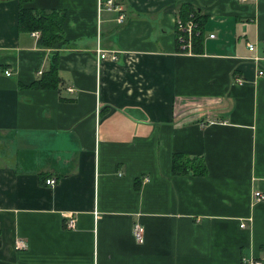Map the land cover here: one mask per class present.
I'll use <instances>...</instances> for the list:
<instances>
[{"label": "crops", "instance_id": "crops-1", "mask_svg": "<svg viewBox=\"0 0 264 264\" xmlns=\"http://www.w3.org/2000/svg\"><path fill=\"white\" fill-rule=\"evenodd\" d=\"M107 1L23 2L64 15L47 48L0 0V264L264 257V0ZM186 2L207 18L200 54L178 30ZM98 41L116 62L96 63ZM53 58L57 87L37 88ZM176 154L206 174L174 175Z\"/></svg>", "mask_w": 264, "mask_h": 264}, {"label": "trees", "instance_id": "trees-1", "mask_svg": "<svg viewBox=\"0 0 264 264\" xmlns=\"http://www.w3.org/2000/svg\"><path fill=\"white\" fill-rule=\"evenodd\" d=\"M20 4L18 13V29L24 32H39V41L43 47L50 48L61 41L64 15L59 12H33L32 10L22 7L23 2L27 0H18ZM180 18L182 21L192 20L197 29L194 30L191 38L192 51L195 54L203 52L204 33L207 27V18L194 8L193 4L186 2L181 5ZM58 67L56 59L51 61L49 71L44 73L41 78L34 83L40 89H55L59 83ZM172 173L174 175H187L191 173L195 176H204L206 169L200 160L190 159L186 156L176 154L172 157Z\"/></svg>", "mask_w": 264, "mask_h": 264}, {"label": "built area", "instance_id": "built-area-1", "mask_svg": "<svg viewBox=\"0 0 264 264\" xmlns=\"http://www.w3.org/2000/svg\"><path fill=\"white\" fill-rule=\"evenodd\" d=\"M99 7L101 8V4H99ZM104 7L105 9L107 10H115V11H121L119 10L117 7H115L113 5V0H108L105 4H104ZM123 20V15H120L118 17V22H122ZM194 23L192 20H189V22L187 24H180L178 25V30L180 33L184 34L187 36L188 40L191 39V36H192V30L194 29ZM33 36H38V33H33L32 34ZM182 39V43L184 44V46H189L190 43H186V39L185 38H181ZM209 39H215V36L214 35H210L209 36ZM246 47L248 49L249 52H254L256 50V47L254 44H251V43H247L246 44ZM119 52H114V51H107V50H103L99 41L97 42V45H96V49H95V55H96V63L99 65L101 64L102 62H105V61H110V62H116L118 60V54ZM251 60L255 63H257L260 59L255 56L253 58H251ZM5 75L6 76H9L10 73L8 71H5ZM258 75L259 76H262L263 75V72L260 71L258 72ZM71 91V90H69ZM45 184L48 186V187H55L56 185V180L55 179H48L45 181ZM252 201L254 204H257V203H263L264 202V194L260 193V192H254L253 195H252ZM66 227L69 229V230H74L75 227H76V220L74 218V216H70L68 218V220L66 221ZM241 228H244V225L241 224L240 225ZM133 238L134 240L137 242V243H140L142 244L143 243V230L142 228L139 226V225H135L134 228H133ZM18 248H24V244L23 243H19L18 245ZM263 252V255H264V249L262 250ZM263 260H264V257L262 258H259L257 260L255 259H244L243 260V264H262L263 263Z\"/></svg>", "mask_w": 264, "mask_h": 264}]
</instances>
